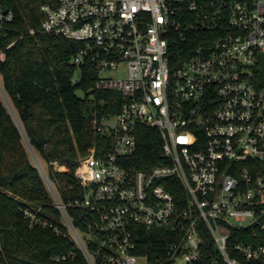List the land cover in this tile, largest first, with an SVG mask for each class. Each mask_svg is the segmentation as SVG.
I'll use <instances>...</instances> for the list:
<instances>
[{
	"label": "built area",
	"instance_id": "2783aa9c",
	"mask_svg": "<svg viewBox=\"0 0 264 264\" xmlns=\"http://www.w3.org/2000/svg\"><path fill=\"white\" fill-rule=\"evenodd\" d=\"M41 10L29 31L81 41L73 62H93L95 91L120 95L99 99L91 125L107 140L76 168L86 191L74 204L90 213L83 231L37 158L89 263L264 264V0H56ZM13 18L0 0L1 34ZM145 126L164 157L149 168L133 163ZM139 227L172 238L150 252Z\"/></svg>",
	"mask_w": 264,
	"mask_h": 264
},
{
	"label": "trees",
	"instance_id": "16d2710c",
	"mask_svg": "<svg viewBox=\"0 0 264 264\" xmlns=\"http://www.w3.org/2000/svg\"><path fill=\"white\" fill-rule=\"evenodd\" d=\"M1 2L13 9L14 18L0 33V50L5 52L0 58V264H90L34 156L42 163L73 223L83 231L90 213L74 204L86 191L76 168L82 155L107 140L91 125L99 99L120 100V95L90 92L97 77L90 60L82 64L81 76L75 79L78 66L73 56L81 41L52 32L29 31L40 27L41 6L56 0ZM258 58L257 82L264 84V52H259ZM53 160L67 169L54 168ZM163 160L158 131L143 127L133 163L149 168ZM174 191L183 202L186 192L182 186ZM25 208L50 224H32ZM138 236L148 242L150 252L172 238L168 228L139 227ZM58 255L68 256L57 260L54 257ZM97 260L108 264L101 257Z\"/></svg>",
	"mask_w": 264,
	"mask_h": 264
},
{
	"label": "rangeland",
	"instance_id": "374dc122",
	"mask_svg": "<svg viewBox=\"0 0 264 264\" xmlns=\"http://www.w3.org/2000/svg\"><path fill=\"white\" fill-rule=\"evenodd\" d=\"M80 76H81V68L78 67V68H77V71H76V73H75V79H76V78H79ZM0 88H1V86H0ZM89 105H90V107H93L94 104L91 102V103H89ZM34 157H35V159L38 158L37 156H34ZM64 169H67V166H65Z\"/></svg>",
	"mask_w": 264,
	"mask_h": 264
},
{
	"label": "water",
	"instance_id": "95a60500",
	"mask_svg": "<svg viewBox=\"0 0 264 264\" xmlns=\"http://www.w3.org/2000/svg\"><path fill=\"white\" fill-rule=\"evenodd\" d=\"M94 91H95V88H92V89L90 90L91 93H94ZM88 196H89V194H88Z\"/></svg>",
	"mask_w": 264,
	"mask_h": 264
},
{
	"label": "bare ground",
	"instance_id": "6f19581e",
	"mask_svg": "<svg viewBox=\"0 0 264 264\" xmlns=\"http://www.w3.org/2000/svg\"><path fill=\"white\" fill-rule=\"evenodd\" d=\"M61 167H62V168H64V166H63V165H62Z\"/></svg>",
	"mask_w": 264,
	"mask_h": 264
},
{
	"label": "crops",
	"instance_id": "0c3cea01",
	"mask_svg": "<svg viewBox=\"0 0 264 264\" xmlns=\"http://www.w3.org/2000/svg\"><path fill=\"white\" fill-rule=\"evenodd\" d=\"M64 166V165H63Z\"/></svg>",
	"mask_w": 264,
	"mask_h": 264
}]
</instances>
